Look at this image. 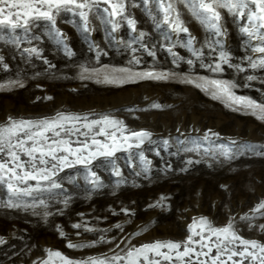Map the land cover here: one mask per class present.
<instances>
[{"label": "rangeland", "instance_id": "rangeland-1", "mask_svg": "<svg viewBox=\"0 0 264 264\" xmlns=\"http://www.w3.org/2000/svg\"><path fill=\"white\" fill-rule=\"evenodd\" d=\"M172 2L184 25L196 38L194 47L203 49L200 59H196L190 49L181 46L187 34L172 32L167 23H161L159 28L156 26L153 17L156 22H161L164 15L156 0H150L147 10L142 0H125V12L112 18L121 24L114 33L111 25L101 23L102 10L108 7L103 0L89 13L90 32L81 30L83 22L78 15L62 12L56 18L55 27L67 37L66 42L74 53L71 57L65 54L62 45L49 39L46 21L41 20L39 27H31L28 38L33 35L40 37V40H32L31 44L22 29L15 32L21 40L19 46L11 42L9 30L0 32V56L4 57L0 62V85L5 86L0 88V126L8 124L9 118L15 121L38 119L53 117L57 112L87 115L89 118L110 114L123 121L128 130L147 129L153 133V140H170L167 149L160 143L149 144L146 141L140 149L117 153L116 165L122 172L121 177L114 176L108 168H94L105 185L101 189L91 190L82 174L74 184L65 179L64 187L71 197L66 205L62 203L64 196L51 200L45 196L47 209L26 207L32 203L31 197H25L20 207H9V199L14 204L20 201L9 193L6 185L0 184V237L6 241L0 244V264H39L48 259L49 251H59L73 261L103 258L105 255L110 257L114 253L124 256L129 248H140L144 244L186 240L192 234L189 226L194 219L201 217H206L213 227L226 226L231 219L238 236L264 243V230L258 227L264 224V209L253 211L264 201V154H260L264 153V121L257 119L250 110L235 104L227 106L194 85L182 82L184 75L232 81L237 85L233 89L237 96L264 101V70L248 68L247 60L249 56L256 59L261 55L252 49L264 41L240 31L241 27H250L246 17L236 18L226 9H217L223 17L220 23L227 30V36L220 37L224 50L230 54L233 64H240L248 71L241 72L224 65L222 73H213L200 65L211 63L218 56L220 48L215 44L214 30H206L178 0ZM133 4L139 6L133 7ZM98 14H101L99 18ZM123 15H129L137 22L135 33L123 20ZM140 31L149 34L146 42L150 47L155 45L156 55L153 58L142 50L137 51L135 55L141 63L132 66L129 61L133 54L125 43ZM260 31L264 32V29ZM166 35L170 39H165ZM172 44H175L172 51L184 58L179 64L173 63L174 57L167 50ZM209 44L215 51L208 47ZM33 46L42 50L41 57H29L23 51ZM132 46L138 47L136 44ZM97 49L102 53L99 60L96 59ZM188 59L194 60L192 66L186 63ZM4 64L8 67L5 68ZM81 65L107 66L109 69L132 66L134 71L176 72L178 75L170 80L106 84L97 83L95 79H81ZM249 75L256 78L249 81ZM15 80L20 81L23 87L9 86L8 82ZM49 96L51 100L46 99ZM153 103H159L163 108H150ZM129 108L135 111L130 112ZM237 108L239 110H234ZM209 129L219 134L218 137L209 134L213 150L218 153L214 146L222 143L232 148V159L218 154L213 159L179 150L177 137L202 138ZM71 139L75 142L84 137L72 136ZM232 141L237 145L233 146ZM244 143L257 148L255 151L239 150V144ZM208 144L204 142L205 147ZM140 151L151 161L147 172L142 171L137 155ZM129 153L131 166L126 162ZM21 159L27 157L22 156ZM188 160L194 162L189 165ZM197 160L199 163L195 162ZM95 163L99 164V161ZM121 179L124 183L116 187V181ZM161 197L166 198L161 201L163 207H150L156 205ZM122 209H128V214ZM45 210L50 213L46 220L41 215ZM246 214L250 219L242 220ZM74 224H80L81 228L75 229ZM117 224L121 225L120 229L115 227ZM60 231H63V237ZM204 235L207 237L210 233L205 231ZM200 239L193 235V241ZM69 242L79 246L69 248ZM203 242L212 249L209 255H200L197 259L195 253H190L185 260H191L192 264H199L201 260L211 264V256L217 252V238L211 236ZM191 247L201 253L208 251V247L202 249L198 243ZM243 247L239 241L230 246L235 251ZM160 251L168 252L173 259L164 260L151 251L147 255L160 264H182L176 259L175 252L168 249ZM221 259L226 260L227 253ZM233 259H242L243 264H258L242 257ZM50 264H61V261L53 257Z\"/></svg>", "mask_w": 264, "mask_h": 264}, {"label": "snow or ice", "instance_id": "snow-or-ice-1", "mask_svg": "<svg viewBox=\"0 0 264 264\" xmlns=\"http://www.w3.org/2000/svg\"><path fill=\"white\" fill-rule=\"evenodd\" d=\"M186 8L191 11L192 16L199 20L201 25L206 30H214L217 37L215 44L219 46L220 51L218 56L214 57L211 63H201V67L208 69L213 73H222L224 65L233 67L237 71L247 72L248 68L252 70H264V44L254 47L252 50L261 55L256 59L249 56L248 68L240 64H233L231 56L224 50L223 42L220 37L227 36V30L223 28L220 21L223 19L221 12L217 9H226L227 13L236 18H247L250 27H241L240 31L247 33L250 37L257 40L264 41V0H178ZM105 5L102 10L103 18L101 23L111 25V31L114 33L121 27L120 22L112 19L116 16H121L125 12V0H103ZM147 10V5L150 0H142ZM158 8L162 9L164 15L161 22L154 23L159 28L161 23H167L172 32L187 34L186 40L182 42L183 47L191 50L196 59L203 56V49L194 47L195 37L190 33L189 28L184 25L181 19L180 12L174 6L172 0H156ZM100 0H0V32L4 29L9 30V36L12 43L19 46L21 43L20 37L15 36L17 29H22L25 33V38L31 44L32 40H40L39 36H31V27L35 25L39 27L41 20L48 22L49 28L47 36L49 39L55 40L58 45L63 46L65 54L69 57L73 56V51L69 48L66 42L67 37L59 29L56 28V18L62 12L72 13L78 15L83 22L82 31L90 32L89 28V13L93 8H98ZM139 5L133 4V7ZM151 15V13L149 12ZM101 14H98V18ZM123 20L127 22L131 31L135 33L136 21L130 18L129 15H123ZM149 34L140 31L138 35L133 36L125 43V46L132 52V59L129 64L132 66L141 63L139 57L135 55L137 51H143L148 56L155 58V45L151 47L146 42V37ZM2 38V37H0ZM165 39H170L165 36ZM123 43V41H121ZM179 42V41H178ZM207 43V41H205ZM136 44L138 47H133ZM175 44L168 47V52L172 53L174 64H179L184 58L179 57L172 49ZM213 49L211 44L208 45ZM23 51L29 57L35 55L41 57V49L37 47L24 48ZM101 51L97 49L96 59L99 60ZM4 59L0 56V62ZM44 62H49L45 59ZM186 63L189 66L194 64L193 59H188ZM122 67L109 69L95 68L81 65L80 78L81 79H95L97 83L124 85L127 83H134L143 80H170L177 77L176 72H155V71H134L133 67ZM7 68V64H4ZM49 67L52 65L49 64ZM256 77L249 75V81ZM182 82L191 84L200 90L211 95L213 99L221 100L227 106L233 104L239 105L240 108L250 110L257 119L264 121V101H256L249 97L237 96L233 89L237 86L232 81H224L220 79H209L208 77L194 78L191 75H184ZM9 86L23 84L18 81H9ZM0 85V88H4ZM51 100L52 97H46ZM153 109H162L163 106L159 103L150 105ZM128 111H135V109H127ZM239 110V108L234 109ZM9 123L0 126V184L7 186L10 194L16 196L18 203H13L11 199L8 201L9 207H20L25 197H31L32 203L26 204V207L42 206L47 209L48 205L45 196L49 200L55 199L58 196H64L62 203L65 205L71 198L64 187V181L67 179L69 184H74L79 175H83V179L91 186V190L103 188L105 185L101 176L94 168L105 167L110 169L111 173L116 177H121L122 172L116 165V157L119 152H129L130 149H140L147 141L149 144L160 143L165 149L170 145L169 139H161L160 141L153 140V133L147 129L128 130L127 125L110 114H100L98 118H89L87 115L81 116L78 114L57 112L53 117H44L38 119H21L19 121L9 118ZM179 131V130H177ZM119 133V135H117ZM51 134V135H49ZM63 134V135H62ZM218 137V133L212 132L211 129L202 138L188 137L187 139H180L177 137V144L180 146L179 150L185 152H193L197 155L211 156L216 158L217 154L226 159H232V148L226 147L224 144L215 145L218 153L213 150L210 135ZM72 136H83V140L77 139L75 142L71 139ZM97 137H104V139H97ZM204 142H209L208 147L204 146ZM74 143L76 146H74ZM233 146L237 145L236 141L231 142ZM239 150L255 151L256 145L247 143L239 144ZM203 149V152H201ZM159 155V151L156 152ZM264 154V153H260ZM142 165V171H149L151 161L147 160L143 151L137 153ZM27 157L22 160L21 157ZM7 157V159H5ZM99 161V164L95 162ZM126 162L131 166V154L126 158ZM194 161L188 160L187 163L191 165ZM199 163V160L195 161ZM11 165V166H9ZM72 170V171H66ZM64 173V175H61ZM75 173V174H74ZM139 175V173H137ZM29 181H34L30 184ZM124 181L117 180L115 186L118 187ZM21 185H24L23 187ZM161 197L156 205L150 207H163L161 201L165 200ZM264 209V201L256 206L254 212H260ZM128 209H122V212L128 214ZM46 220L50 215L48 211H43L41 214ZM264 215V213H262ZM242 220L250 219L247 214L241 217ZM251 227V224L249 225ZM75 229H80V224H74ZM117 229L121 228L120 224L115 226ZM260 230H264V224L258 226ZM199 228L200 231H196ZM91 230V229H89ZM189 231L192 233L187 236L184 241H156L152 244H144L140 248H129L124 256L113 254L112 256L105 255L103 258H89L87 261H73L64 256L59 251H49L48 259L39 262V264H50L53 257L60 259L61 264H160L159 261L153 262L149 259L147 252L151 251L156 256H162L164 260H172L173 257L168 252H161V249H168L169 252H175L176 259L182 264H192L191 260H185L190 253H195L197 259L200 255L207 257L212 251L203 241L211 239V236L217 238L216 248L217 252L211 256V264H243V260H234L233 257H242L250 259L258 264H264V243L257 240L244 239L238 236L233 229L232 220L223 227H213L211 222L206 217H201L199 220L194 219L192 225L189 226ZM210 233V236H205L204 232ZM63 237V231H60ZM193 235L201 237L198 241H193ZM103 239V237H101ZM239 241L244 247L242 250L235 251L230 248L235 242ZM4 237H0V244L5 243ZM193 243L200 244L201 248L208 247L207 252H197L195 248L191 247ZM69 248L78 247L71 242L67 245ZM183 248V250H181ZM251 249V250H250ZM227 253V259L222 260L221 256ZM37 264V262H34ZM199 264H208V261L201 260Z\"/></svg>", "mask_w": 264, "mask_h": 264}]
</instances>
